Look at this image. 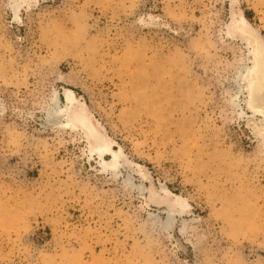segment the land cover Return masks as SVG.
Segmentation results:
<instances>
[{"label": "rangeland", "instance_id": "1", "mask_svg": "<svg viewBox=\"0 0 264 264\" xmlns=\"http://www.w3.org/2000/svg\"><path fill=\"white\" fill-rule=\"evenodd\" d=\"M253 40L264 0H0V264H264Z\"/></svg>", "mask_w": 264, "mask_h": 264}, {"label": "bare ground", "instance_id": "2", "mask_svg": "<svg viewBox=\"0 0 264 264\" xmlns=\"http://www.w3.org/2000/svg\"><path fill=\"white\" fill-rule=\"evenodd\" d=\"M253 42L256 46H253V57L254 65L251 68L253 71V74L251 73L249 75V82L247 86L251 87L252 90L247 92L249 94V105L255 111V113H258L260 117L264 118V47L261 46L260 41L253 40ZM70 92H73L72 90H67L66 95L68 96ZM70 97V96H69ZM69 105H70V98H68ZM81 112V115L84 117L86 114L82 109H79ZM69 123L74 126H83L84 129H89V124H85L83 122V117L76 113L74 109L69 108ZM78 114V115H77ZM77 115V116H76ZM95 148L97 152L100 154V156L103 158V161H106L107 157L112 158L113 161L116 159L118 152L112 148H109L108 143L104 137H102L100 140H96ZM170 218V217H169Z\"/></svg>", "mask_w": 264, "mask_h": 264}]
</instances>
